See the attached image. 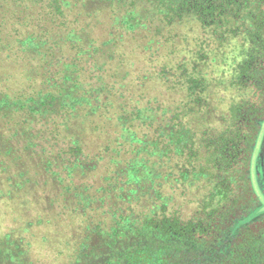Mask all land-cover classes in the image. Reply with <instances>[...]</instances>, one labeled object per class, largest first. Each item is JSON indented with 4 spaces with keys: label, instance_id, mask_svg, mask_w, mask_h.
I'll return each instance as SVG.
<instances>
[{
    "label": "trees",
    "instance_id": "1",
    "mask_svg": "<svg viewBox=\"0 0 264 264\" xmlns=\"http://www.w3.org/2000/svg\"><path fill=\"white\" fill-rule=\"evenodd\" d=\"M0 1V47L15 55L30 50L39 74L30 92L0 89V176L10 182L8 187L12 191L24 186L32 188L30 195L36 199L39 196L35 180L28 177L25 164L32 158L67 157L73 161L66 163L71 172L83 150L70 140L64 142L67 154L57 157L50 152L58 146L52 143L62 140L61 128L75 140L71 128L76 124L75 119L70 121L71 116L95 108L93 104H102L104 98L118 97L116 89L110 91L113 88L103 78H97L99 89L91 86L87 90L82 63L91 62L109 46L115 52L121 42L127 47V34H138L154 45L158 43V34L165 38L166 33L192 20L208 34L201 42L204 53L197 54V64L192 68L180 63L171 72L163 62L160 64L159 76H171L178 83L176 88L183 90L182 106L174 107L170 102L154 107L153 100H148L143 108L132 112L131 100L121 104L119 141H130L132 158H143L128 170L127 184L147 187L151 198L153 193L158 200L137 216L129 210L120 216L115 212L118 210H111L109 215L103 213L108 218L101 219L99 225L91 224L97 240L92 242L88 238L75 245L73 254L86 252L81 264H264V152L256 156L264 134V0H91L100 2V7H106L111 14L108 36L112 39L102 43L88 38L90 28L77 24L67 28L62 23L77 0ZM116 11L121 13L120 18ZM60 34L64 40L58 38ZM42 44L54 47L60 54L65 46L76 51L73 61L64 65L63 75L48 70L53 65L48 60L51 49L43 52ZM145 47L148 48L144 44ZM213 54L231 75L232 85L242 92V98L228 106L230 118L226 126L207 130L204 137L198 138L200 132L190 118L195 117L198 109L208 111L206 91L211 83L207 72H200L198 65L211 61ZM31 75H35L33 67L22 73L29 83L34 80ZM145 96L142 100H146ZM47 122L51 128L46 138ZM140 127H147L152 134H138ZM19 136L24 137L22 141ZM40 143L46 147L41 153L36 149ZM144 158L176 160L179 173L175 177L164 176L158 171L159 165L155 163L156 169L149 167ZM41 161L51 167L48 161L42 159L40 164ZM163 182L212 185L204 194L199 212L187 216L171 205L170 197L164 195L167 192ZM102 191L103 204L105 199L113 200V191H117L118 198L119 192L126 194L122 185L113 183ZM130 193L135 195L137 191ZM178 194L181 195H175ZM96 211L99 213L100 209L97 207ZM123 237L129 239L119 242ZM24 241L25 237L14 244L0 241V264H36L25 248L20 250L17 246ZM10 248L16 254H11Z\"/></svg>",
    "mask_w": 264,
    "mask_h": 264
},
{
    "label": "rangeland",
    "instance_id": "2",
    "mask_svg": "<svg viewBox=\"0 0 264 264\" xmlns=\"http://www.w3.org/2000/svg\"><path fill=\"white\" fill-rule=\"evenodd\" d=\"M116 12L120 18L121 13ZM99 15L101 17L97 20ZM110 15L106 7H100V2L77 0L66 12L62 23L67 28L68 26L73 28L74 24H77V27L90 28L87 30L88 38L102 43L112 39L108 36ZM192 21H187L179 29L166 33L165 38H161L158 34L155 39V42L158 43L154 45H150L148 40L138 34H127L124 36L125 39L130 38L127 47H123L125 42H121L119 51L117 49L115 52L111 51L112 48L109 46L95 56L91 62L82 63L87 77L85 81L87 90H90L91 86L99 89L97 78H103L106 85L113 88L110 91L116 89L118 97L115 99L104 98L102 104H93L95 108L91 107L89 111L80 110L78 115L71 116L70 121L75 119L76 124L71 128V134L75 136V140L70 137L69 131L61 128L59 133L62 140L52 143L58 144V146L51 149L50 152H53L57 157L67 154L68 149L65 143L70 140L79 144L83 150V155L73 165L71 172L66 169V163L73 161L72 158L67 157L39 158L37 160L32 158L25 164L24 168L25 172L29 173L28 177L35 180L34 188L39 196L37 199L30 195L32 188L24 186L21 190L12 191L8 187L10 182L0 176V241L6 240L8 243L14 244L20 237H25L24 243L17 244V246L20 250L25 248L28 251L29 259L36 264H81L80 260L86 252L79 253V255L78 253L73 254L75 245L81 244L88 238H91L92 242L97 240L91 224L99 225L100 222H103L101 219L108 218L103 213L109 215L108 212L111 210H118L115 212L120 216L124 211L126 213L129 210L134 216H137L144 212L152 202L158 200L153 193V198H151L147 187L128 186L127 184L128 170L133 167L136 160L142 161L143 158H132L130 141H119L117 133H121L122 128L118 122V114L121 104L128 103L130 100L132 101V112L143 108L148 100H153L154 107L159 104L166 106L170 102L174 107L182 106L180 101L183 100V90L176 88L178 83L172 81L174 79L171 76L166 79L161 78L159 71L162 62L171 72L180 63H186L185 66L189 69L194 63L197 64V54L201 51L204 53L201 42L208 34L200 25ZM58 38L64 40L65 37L60 34ZM144 44L148 48H144ZM40 46L43 52L51 49L48 51L50 52L48 60H52L53 65L48 67V70L52 73L63 75L64 65L72 62L76 56V51H72L67 46L63 47V54L57 52L50 45L42 44ZM227 51L231 53V48L228 47ZM207 53H210V50ZM104 55L110 56V60L108 57L104 58ZM32 57L33 54L31 55L30 50L15 55L5 53L3 47H0V89L6 87L10 91H32L35 81L39 79L35 68L36 62ZM214 58L216 57L213 54L211 61L208 60L205 64L201 62L198 65L199 71L207 72V77L211 80L206 91L208 111L198 109L195 117L190 118L191 124L200 132L197 134L198 138L204 137L203 133L207 130L212 131L223 127V125L226 126L230 118L228 106L232 101H239L242 98V92L236 91L237 89L232 85L231 75L229 76L225 68L218 64V60L216 61ZM32 67L35 70V75H31L34 80L29 83L28 77L24 80L22 73L25 70L29 71ZM77 69L82 68L79 65ZM222 70L224 72H221ZM76 77L78 78V76ZM40 89L38 88V90ZM89 95L91 94H88V97H90ZM144 95H146L144 97L146 100H142ZM44 126L47 129L45 131L47 138L46 132L51 126L48 122ZM40 127L44 129L41 124ZM137 129L138 134L139 132L140 134L144 132L152 134V131L147 127ZM53 132L54 130H52L51 136H53ZM19 138L22 141L24 137L19 136ZM200 145L203 150L206 148L203 141ZM45 148V145L40 143L36 149L41 153L46 150ZM263 152L264 134L259 141L256 156L259 157ZM48 154L54 156L51 153ZM42 159L44 162L48 161L51 167L42 161L40 164ZM144 159V164L146 163L149 167L156 169L155 163L159 165L158 171L164 176L175 177L179 173L180 165L176 160ZM6 161H8L7 158ZM39 164L40 169L37 166ZM252 176L254 180V173ZM7 178L8 174L6 173ZM23 181L25 185V180ZM109 183L122 185L126 194L123 191L119 192L121 197L118 198L115 197L117 191H113L114 194H111L113 200L105 199V204H103L101 202L104 197L102 190ZM163 185V190L167 192L164 195H167L168 199L170 197L171 205L177 208L178 212L189 216L199 212L205 198L204 194L210 191L212 184L202 182L196 185H172L163 182ZM256 189L259 191V188ZM131 190L137 191V193L132 195ZM177 192L181 195H175ZM172 198H174L173 201H171ZM97 207L100 209L99 213L96 211ZM110 217L114 220L112 215ZM122 233L123 231H120L119 234ZM128 239V237H123L119 242L125 243ZM27 244L29 245L27 246ZM11 254L16 253L11 249ZM106 254L108 253H104L102 258Z\"/></svg>",
    "mask_w": 264,
    "mask_h": 264
}]
</instances>
